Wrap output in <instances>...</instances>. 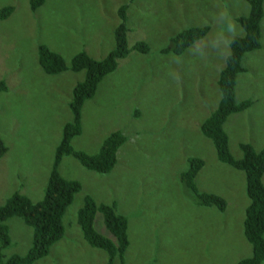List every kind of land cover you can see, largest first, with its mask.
<instances>
[{"label":"rangeland","instance_id":"1","mask_svg":"<svg viewBox=\"0 0 264 264\" xmlns=\"http://www.w3.org/2000/svg\"><path fill=\"white\" fill-rule=\"evenodd\" d=\"M28 3L0 0V8H14L0 21V80L7 86L0 93V138L8 148L0 158V205L15 192L33 203L41 200L62 129L71 121V92L83 78L70 71L44 74L38 46L66 62L82 50L102 59L114 45L118 8L128 4V46L141 41L149 47L146 55L132 51L119 61L83 105L82 132L71 141L74 150L96 154L117 131L126 142L107 174L88 171L72 157L62 159L59 173L80 182L81 191L62 217L63 238L34 264H107L106 254L84 241L76 223L85 196L114 205L126 217L125 264H236L249 256L242 232L249 203L244 177L217 160L211 141L200 132L219 101L217 79L229 52L219 41L229 36V18L248 14L244 0H46L35 12ZM195 26L210 31L180 56L160 54L170 38ZM242 63L246 72L237 79L236 100L252 105L225 123L237 158L241 143L264 148V16L261 49ZM192 157L204 162L196 177L199 190L221 197L223 212L196 207L185 195L179 175ZM6 224L11 244L4 256L25 254L31 228L19 218ZM97 228L105 233L100 223Z\"/></svg>","mask_w":264,"mask_h":264},{"label":"trees","instance_id":"2","mask_svg":"<svg viewBox=\"0 0 264 264\" xmlns=\"http://www.w3.org/2000/svg\"><path fill=\"white\" fill-rule=\"evenodd\" d=\"M45 2L46 0H29L30 11L35 12ZM244 2L249 8L248 14L236 18V22L243 27L244 34L232 39L224 67L217 79L219 101L215 110L200 124V132L211 141L217 160L242 173L244 177L249 203L244 209L242 232L251 253L236 264H264V148L256 150L248 143H241L238 146L241 155L239 158L234 157L230 152L229 136L225 130L229 116L241 113L252 105L250 100H236L237 79L246 72L242 63L244 57L261 49L264 0ZM127 9L128 4L118 8L119 22L113 31L114 45L102 59H94L82 50L70 62H66L60 54L45 45L37 48L38 65L44 74L51 76L70 71L82 73L83 78L71 92V121L62 129V138L55 149L41 200L33 203L27 196L15 192L0 205V264H34L48 256L51 246L63 238L65 230L62 217L82 187L80 182L66 179L59 173L64 157L74 158L84 169L99 175L109 173L117 163V152L126 142V137L119 131L111 133L96 154L74 150L71 141L82 132L83 105L94 97L103 79L112 74L119 61L127 58L130 52L145 55L149 53L148 45L141 41L129 48ZM13 11L12 6L0 8V21L9 18ZM209 31V26L186 28L170 38L160 54L180 56L202 40ZM5 92L7 86L0 80V93ZM7 150L0 138V158ZM203 167L204 162L200 158L192 157L187 160V169L179 175L182 189L196 207L223 212L226 209L225 201L218 195L199 190L196 184V177ZM11 218H19L31 228L32 239L25 254H14L6 258L3 252L11 244L10 229L6 222ZM76 223L84 241L91 248L106 254L107 264H114L116 261L125 264V254L129 246L128 222L126 217L116 212L114 205L98 204L91 196H85L77 211ZM99 223L105 233L98 230Z\"/></svg>","mask_w":264,"mask_h":264},{"label":"clouds","instance_id":"3","mask_svg":"<svg viewBox=\"0 0 264 264\" xmlns=\"http://www.w3.org/2000/svg\"><path fill=\"white\" fill-rule=\"evenodd\" d=\"M226 30H227V33L229 34V36L222 37L221 40L219 41V43H222L223 47L225 49H228V48H230V45L233 42V40L231 38H229V37H233L234 38L236 35H238L239 32L243 31V27L241 25H238L236 23V21L231 20L229 18L228 22H227ZM215 46H217V45H214V47Z\"/></svg>","mask_w":264,"mask_h":264}]
</instances>
